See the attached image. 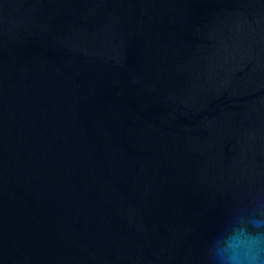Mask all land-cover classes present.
<instances>
[{"label":"water","instance_id":"1","mask_svg":"<svg viewBox=\"0 0 264 264\" xmlns=\"http://www.w3.org/2000/svg\"><path fill=\"white\" fill-rule=\"evenodd\" d=\"M264 244V0H0V264H232Z\"/></svg>","mask_w":264,"mask_h":264},{"label":"clouds","instance_id":"2","mask_svg":"<svg viewBox=\"0 0 264 264\" xmlns=\"http://www.w3.org/2000/svg\"><path fill=\"white\" fill-rule=\"evenodd\" d=\"M260 234L245 233L244 237L236 236L230 241L231 246L245 245L242 255L232 258V264H264V244L260 243Z\"/></svg>","mask_w":264,"mask_h":264}]
</instances>
